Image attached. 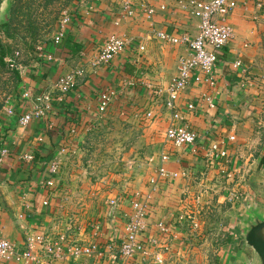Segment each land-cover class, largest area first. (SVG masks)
Masks as SVG:
<instances>
[{
    "label": "crops",
    "instance_id": "1",
    "mask_svg": "<svg viewBox=\"0 0 264 264\" xmlns=\"http://www.w3.org/2000/svg\"><path fill=\"white\" fill-rule=\"evenodd\" d=\"M235 1L237 7L228 18L234 39L218 54L216 88L193 80L178 104L184 123L198 135L195 146L182 149L166 141L171 115L165 107V92L178 74L180 58L189 57L190 51L186 44H173L159 34L177 39L197 36L199 21L179 3L187 0H100L74 14L61 46L48 47L53 60L35 56L25 65L20 74L24 78L22 94L12 108L15 116L2 121L0 143L11 152L0 171L3 238L23 250L33 234H63V219L69 217L64 207L78 200L87 205L99 197L107 203L100 208V224L84 236V232L69 234L80 245L98 248L85 263L155 264L154 257L143 262L123 260L116 254L126 216L132 214L134 194L151 192L149 180L156 175L159 162L150 166L148 161L166 151L171 156L168 171L184 176L159 182L158 191L147 203L151 227L163 223L170 228L166 264L188 263L196 252H192V238L204 233H209L217 264L258 262L244 236L254 216L264 219V0ZM127 4L134 17L124 10ZM146 8L154 9L155 14L149 17ZM114 35L128 41L126 50L111 63L92 67L105 40ZM68 37L72 41L65 46ZM237 63L241 66L235 67ZM81 66L85 76L78 78L70 94L62 96L54 84ZM107 90L116 97L101 118L100 97ZM153 90L163 94L153 96ZM28 91L31 100L23 97ZM47 94L61 102H54V110L46 118L21 128L19 119L37 104L36 99ZM209 98L214 108L208 105ZM190 104L193 110L188 109ZM144 109L152 111L154 118H146ZM125 123L133 125L125 139L134 144V150L122 156L124 176L118 179L115 191L102 195L96 192L99 184L81 181L84 171L76 164L89 156L86 147L96 131L110 125L128 127ZM231 137L233 141H229ZM214 144L227 150L226 158L211 156ZM25 155L34 160L25 161ZM58 157L61 173L56 185L48 187L49 163ZM130 162L135 164L132 172L127 168ZM112 201L116 202L113 207ZM211 223L213 228L207 232ZM155 231L150 235L156 237ZM182 237H186V245Z\"/></svg>",
    "mask_w": 264,
    "mask_h": 264
},
{
    "label": "built area",
    "instance_id": "2",
    "mask_svg": "<svg viewBox=\"0 0 264 264\" xmlns=\"http://www.w3.org/2000/svg\"><path fill=\"white\" fill-rule=\"evenodd\" d=\"M183 9H189L191 15L199 21L198 34L195 38L183 37L181 39L173 38L166 34H159V37L173 44H186L190 55L182 57L179 60L178 74L173 82L166 90L167 99L165 107L171 115V125L166 131V141L174 148L182 149L185 147L195 146L198 135L184 123V116L180 112L179 102L182 94L186 91L190 83L194 80L197 84L206 85L212 89L216 88L218 69V54L227 47L234 39V32L228 23V18L237 7L235 0H187V3L179 2ZM127 15L135 16V12L131 10L127 4L124 8ZM149 17L155 14L154 9L146 8ZM71 20L67 19L60 30L56 33L52 40L54 47L61 46L65 36L67 35V26ZM128 41L125 38L111 36L105 40L98 57L92 61V67L107 65L121 55L127 48ZM144 50V48H140ZM19 55V53H18ZM36 58L52 61L54 56L48 53L44 46L38 48ZM237 63L235 67H240ZM86 70L83 66L76 68L72 72L58 79L54 84L56 91H59L62 96L70 94L76 84L78 78L84 77ZM153 96H161L160 90H153ZM26 100H31L32 95L28 91L23 94ZM116 93L107 90L101 94L99 112L104 116L114 101ZM61 102L59 99H54L51 94L36 99L33 108L24 114L18 121L19 126L23 129L27 128L34 119L46 118L54 110V102ZM208 105L214 108V103L211 98L208 99ZM193 104L188 105L189 110H193ZM8 117L15 116L13 109L7 114ZM146 118H154L152 111L146 114ZM231 137L229 141H233ZM10 149L0 143V171L5 160L10 156ZM211 156L215 159L227 157V150H220L218 144H214L211 148ZM23 159L27 162H32V155H25ZM171 156L169 152L162 151L157 155H153L148 163L155 167L156 175L149 180L151 192L146 195L135 193L132 201V214L126 216L123 237L120 239L118 253L123 260L141 259L143 262L154 257L155 264H165V254L168 253L169 247L166 240L170 234V228L163 223L154 225L155 235L151 236L154 229L148 223L147 209L148 200L152 194H155L159 189V182L174 181L184 175L168 171L167 166ZM62 161L54 158L49 163L48 175L49 179L46 186L54 187L56 180L61 173ZM197 202L199 198L196 199ZM46 204V203H45ZM116 204L112 201L110 205L113 207ZM194 229L198 228V224H194ZM111 250L114 248L110 245ZM98 251L96 246H84L72 241L69 235L60 234L57 236L48 235L46 233L33 234L26 239L24 249L18 250L17 246L11 241L3 238L0 235V264H9L10 262H21L42 259L43 264H53L55 262L67 261L68 259L81 260L90 258ZM115 255V256H116Z\"/></svg>",
    "mask_w": 264,
    "mask_h": 264
},
{
    "label": "rangeland",
    "instance_id": "3",
    "mask_svg": "<svg viewBox=\"0 0 264 264\" xmlns=\"http://www.w3.org/2000/svg\"><path fill=\"white\" fill-rule=\"evenodd\" d=\"M99 1L0 0V26L4 23L12 24L13 33V37L9 38L0 28V41L5 49V66H0V131L2 121L13 108L14 101L22 94L24 78L20 74L25 65L35 58L39 47L52 42L67 19L71 20L80 8ZM16 73L19 74V78ZM148 112L144 109L142 114L146 115ZM125 124H128V127L121 124L115 129L113 125H110L109 128L104 127L96 131L86 147V150L90 152L89 156L81 157L79 165L76 164L79 170L84 171L80 176L81 181H89L91 185L99 184L96 192L102 195L115 191L118 179L124 176L121 171L122 156L134 150V144L130 145V140L125 139L130 132L128 128L131 129L133 125ZM133 133L134 131L131 134ZM127 160L124 159V162ZM134 166V162L128 164L129 172L133 171ZM103 200H99L98 197L87 205L84 201L78 200L65 206L64 212L67 209L66 215L69 217L63 219L66 226L62 231L66 235L84 232V236L90 229H95L100 224V208L107 204ZM208 228L207 232L213 228L212 223L208 225ZM204 235L192 238L194 241L192 252L195 250L196 252L191 253L189 262L186 264H217V253L214 246H210L212 242L208 239L209 233ZM185 238L182 237L184 245L188 243ZM84 259L79 261L68 259L53 264H86ZM17 264H43V260L21 261Z\"/></svg>",
    "mask_w": 264,
    "mask_h": 264
},
{
    "label": "water",
    "instance_id": "4",
    "mask_svg": "<svg viewBox=\"0 0 264 264\" xmlns=\"http://www.w3.org/2000/svg\"><path fill=\"white\" fill-rule=\"evenodd\" d=\"M245 242L256 254L258 262L256 264H264V219L254 216L253 220L248 223L245 231ZM237 264H246L238 262Z\"/></svg>",
    "mask_w": 264,
    "mask_h": 264
},
{
    "label": "trees",
    "instance_id": "5",
    "mask_svg": "<svg viewBox=\"0 0 264 264\" xmlns=\"http://www.w3.org/2000/svg\"><path fill=\"white\" fill-rule=\"evenodd\" d=\"M11 27H12V24H9V23H4V24H2L0 26V28L4 31V33L6 34V36L9 37V38H12L13 37V33L11 31ZM71 41H72V38L71 37H68L66 39L65 46L69 45V43ZM50 44H52V42ZM50 44L49 45L44 44V48L46 50H48V47L50 46ZM0 66H5V49H4V46L1 43V41H0ZM16 76H17V78H19V74L16 73Z\"/></svg>",
    "mask_w": 264,
    "mask_h": 264
}]
</instances>
